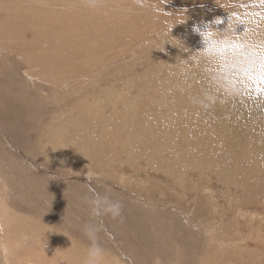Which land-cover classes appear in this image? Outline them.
Listing matches in <instances>:
<instances>
[{"label":"rangeland","instance_id":"rangeland-1","mask_svg":"<svg viewBox=\"0 0 264 264\" xmlns=\"http://www.w3.org/2000/svg\"><path fill=\"white\" fill-rule=\"evenodd\" d=\"M254 3L0 0V205L18 218L1 214L7 264H86L87 224H102L99 264H264L261 101L247 93L225 119L168 94L170 64L203 47L197 29ZM93 190L121 215L92 217Z\"/></svg>","mask_w":264,"mask_h":264},{"label":"clouds","instance_id":"clouds-1","mask_svg":"<svg viewBox=\"0 0 264 264\" xmlns=\"http://www.w3.org/2000/svg\"><path fill=\"white\" fill-rule=\"evenodd\" d=\"M86 2L92 8L99 6V0ZM134 3L145 6V0H134ZM249 7L258 10L243 18L229 17L223 30L211 25L197 29L201 32L203 47L191 52L187 58H179L175 64H170V76L175 80V87L169 89L168 94L175 91L185 95L196 114L220 111L225 119H230L228 110L242 102L247 93H252L261 101L262 107L251 122L250 130L253 137H259L260 143L264 144V0H255ZM237 25H244V30L238 33ZM175 46L184 48L179 40ZM193 73L199 74L201 84L189 89L187 78ZM86 203L92 217L116 219L121 215L122 204L113 201L107 194L101 195L93 190ZM101 230L102 224H87L83 228L91 242L86 264L100 262L102 248L98 244L97 233Z\"/></svg>","mask_w":264,"mask_h":264},{"label":"bare ground","instance_id":"bare-ground-1","mask_svg":"<svg viewBox=\"0 0 264 264\" xmlns=\"http://www.w3.org/2000/svg\"><path fill=\"white\" fill-rule=\"evenodd\" d=\"M24 11V10H23ZM17 17V16H16ZM140 36V35H139ZM154 45V44H153ZM33 54V53H32ZM97 99V98H96ZM185 101V100H184ZM87 110V109H86ZM89 111V110H88ZM113 111V110H112ZM89 113V112H88ZM111 113V112H110ZM82 114V113H81ZM77 115V114H76ZM103 115V114H102ZM79 116H81V115H79ZM78 116V117H79ZM90 116V115H89ZM101 116V115H100ZM91 117V116H90ZM95 117V116H94ZM104 117H105V115H104ZM75 118H77L76 116H75ZM102 118V117H101ZM100 118V119H101ZM108 118V117H107ZM110 118V117H109ZM91 119V118H90ZM112 119V118H111ZM150 119V118H149ZM104 120V119H103ZM76 121V120H75ZM77 121H79V120H77ZM106 121V120H105ZM109 121H111V120H109ZM112 121H114V120H112ZM91 122V121H90ZM93 122V121H92ZM100 122V121H99ZM102 122V121H101ZM67 123H69L68 121H67ZM76 123V122H75ZM70 124V123H69ZM78 124V123H77ZM86 124H88V122H86ZM101 124H104V122H102ZM107 124H109L108 122H107ZM72 125V124H71ZM89 125V124H88ZM96 125H97V122H96ZM66 126V125H65ZM82 126V125H81ZM105 126V125H104ZM104 126H102V127H104ZM67 127V126H66ZM70 126H68L67 128H69ZM80 127V126H79ZM94 127V126H93ZM98 127V126H97ZM102 127H100V129L102 128ZM125 126H122V128H124ZM62 128H64V127H62ZM71 128H73V127H71ZM81 128H83V127H81ZM91 128H92V126H91ZM79 130H80V128H78ZM90 129V128H89ZM93 129V128H92ZM95 129V128H94ZM108 129V128H107ZM106 129V130H107ZM102 131H103V129H101ZM128 130V129H127ZM67 131H69V130H67ZM115 131H117V130H115ZM121 131H123L122 129H121ZM120 131V132H121ZM168 131H169V129H168ZM97 132H98V130H97ZM190 133V132H189ZM81 134H82V132H81ZM85 134V133H84ZM104 134V133H103ZM107 134V133H106ZM121 133H119V135H120ZM64 135V134H63ZM62 135V136H63ZM66 135V134H65ZM71 135V134H70ZM92 135V134H91ZM99 135V134H98ZM112 135V134H111ZM117 135V134H116ZM93 136V135H92ZM101 136V135H100ZM109 136V135H108ZM115 136V135H114ZM113 136V137H114ZM126 136V135H125ZM227 136H229V135H227ZM14 137V136H13ZM64 138H65V136H63ZM62 137V138H63ZM67 137H68V135H67ZM130 137V136H129ZM63 138V139H64ZM70 138V137H69ZM106 138H107V136H106ZM111 138V137H110ZM114 138H116V136L114 137ZM119 138V137H118ZM62 139V140H63ZM71 139V138H70ZM82 139V138H81ZM80 139V140H81ZM87 139V138H86ZM92 139H93V137H92ZM98 139V138H97ZM99 139H103V137L102 138H99ZM105 139V138H104ZM124 139H127V138H124ZM58 140V139H57ZM69 140V139H68ZM128 140V139H127ZM131 140V139H130ZM59 141V140H58ZM93 141V140H92ZM91 140H90V142H92ZM95 141V140H94ZM107 141H108V139H107ZM114 141V140H113ZM115 141H116V139H115ZM68 142H71V145H72V143H73V141H68ZM85 142V141H84ZM86 142H88V141H86ZM97 142H99V141H97ZM109 142V141H108ZM61 143H63V142H61ZM93 143V142H92ZM65 144V143H64ZM87 143H85V144H83V147H84V145H86ZM115 144V143H114ZM134 144V146H136L135 145V143H133ZM68 145V144H67ZM65 146H66V144H65ZM74 146V145H73ZM78 146H82L81 144H78ZM91 146H94V144L93 145H91ZM145 146V145H144ZM88 147V146H87ZM87 147H85V148H87ZM89 147H90V145H89ZM139 147V146H138ZM257 147V146H256ZM60 148H61V146H60ZM92 148V147H91ZM163 148V147H162ZM55 149V148H54ZM54 149H52V150H54ZM82 149H84V148H82ZM256 149V148H255ZM56 150V149H55ZM168 149H166V151H167ZM175 150V149H174ZM128 151H130V149H128ZM157 151V150H156ZM253 151V150H252ZM257 151V150H256ZM84 152H85V150H84ZM73 153V152H72ZM171 153V152H170ZM260 153H261V151H260ZM74 154V153H73ZM83 154V153H82ZM248 154V153H247ZM251 154H252V152H251ZM254 154V153H253ZM72 155V154H71ZM249 155V154H248ZM258 155V154H257ZM148 156H150V157H153V155H152V153H149L148 154ZM157 157H158V159H159V156L157 155ZM156 157V158H157ZM161 157V156H160ZM154 158V157H153ZM179 158V157H178ZM74 159V158H73ZM78 159V158H77ZM181 159V158H180ZM229 159V158H228ZM91 160H93V159H91ZM167 160H169V162H170V159H167ZM179 160V159H178ZM184 160V159H183ZM186 160V159H185ZM215 160V159H214ZM226 160H227V158H226ZM79 161V160H78ZM94 161V160H93ZM99 161V160H98ZM97 161V162H98ZM129 161V160H128ZM177 161V160H176ZM89 162V161H88ZM87 162V163H88ZM158 162V161H157ZM168 162V163H169ZM211 162V161H210ZM78 163V162H77ZM80 163H82V162H80ZM145 163V162H144ZM195 163V162H194ZM91 164V163H90ZM103 164V163H102ZM211 164H213L212 162H211ZM97 165V164H96ZM175 165V164H174ZM228 165V164H227ZM89 166V165H88ZM98 166V165H97ZM146 166V165H145ZM102 167V166H101ZM169 167V166H168ZM86 168V167H85ZM90 168H91V166H90ZM159 168V167H158ZM92 169V168H91ZM96 169V168H95ZM97 169H98V167H97ZM160 169H161V167H160ZM163 169H165V168H163ZM167 169V168H166ZM169 169V168H168ZM89 170V169H88ZM93 170V169H92ZM171 170V169H170ZM182 171V170H181ZM100 175V174H99ZM6 176V175H5ZM5 176H3V177H5ZM21 176V175H20ZM24 178V177H23ZM23 178H21V179H23ZM28 178V177H27ZM0 191H2V190H0ZM224 202V201H223ZM4 204L2 203V208H1V205H0V222L1 223H3V221H8L9 219H12V218H14L13 217V214H12V211H11V209L9 208V207H6V206H3ZM2 212V213H1ZM142 213H143V211H142ZM1 214H2V216L5 218V217H7V218H9L8 220H6V219H4L2 216H1ZM15 216V215H14ZM16 219H18L17 218V216L15 217ZM14 218V219H15ZM14 219H12V220H14ZM17 221V220H16ZM19 222V221H18ZM18 222H16V223H18ZM7 224H8V222H7ZM13 225V224H12ZM22 228V227H21ZM10 232H12V229L11 228H8L7 227V229H6V231H5V234H3V240L0 242V245H1V252H2V254H3V259H1V261H0V264H7V262H8V254H7V252H8V250H9V248L11 247V246H13V243L14 242H10L9 240H8V238H9V233ZM176 233V232H175ZM6 237H8V238H6ZM211 238V237H210ZM204 239V238H203ZM166 240V239H165ZM211 240H212V238H211ZM213 240H215V239H213ZM217 241H218V238H217ZM48 242V241H47ZM15 245V244H14ZM219 245V244H218ZM17 246V245H16ZM19 247V246H18ZM17 248V247H16ZM24 250V249H23ZM25 250H26V248H25ZM231 252V251H230ZM112 253V252H111ZM224 253V252H223ZM116 253H114V255H115ZM56 256V255H55ZM117 256V255H116ZM130 257V256H129ZM219 258V257H218ZM119 259V258H118ZM120 259H122V258H120ZM14 260V259H13ZM137 260V259H136ZM16 261V260H15ZM118 262V261H117ZM122 262V261H121ZM175 262V261H174ZM110 263V262H109ZM108 263V264H109ZM227 264V263H226Z\"/></svg>","mask_w":264,"mask_h":264},{"label":"snow or ice","instance_id":"snow-or-ice-1","mask_svg":"<svg viewBox=\"0 0 264 264\" xmlns=\"http://www.w3.org/2000/svg\"><path fill=\"white\" fill-rule=\"evenodd\" d=\"M218 22H220V21H218Z\"/></svg>","mask_w":264,"mask_h":264}]
</instances>
